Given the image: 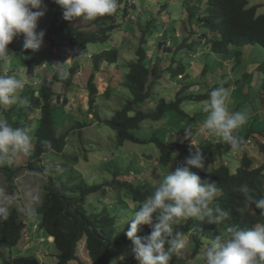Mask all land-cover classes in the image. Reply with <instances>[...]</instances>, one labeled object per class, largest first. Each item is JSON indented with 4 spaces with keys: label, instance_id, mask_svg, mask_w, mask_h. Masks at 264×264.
I'll use <instances>...</instances> for the list:
<instances>
[{
    "label": "trees",
    "instance_id": "16d2710c",
    "mask_svg": "<svg viewBox=\"0 0 264 264\" xmlns=\"http://www.w3.org/2000/svg\"><path fill=\"white\" fill-rule=\"evenodd\" d=\"M192 3V6L196 7L194 1ZM52 4H55L53 0ZM261 8V5H251L250 0H207L205 9L207 14L199 17L207 28V33L202 37L204 39L200 41L201 45L206 44L216 54H223L231 58L227 74L229 79L222 85L225 88H231L232 91H240L238 84L243 83L244 86L254 85V90L257 93L264 94V11ZM184 9V16L189 18L191 7L188 6ZM190 17L192 18L193 15ZM116 18V13L112 16L99 17L94 21L98 30L86 31L83 27L72 25V23L82 20L66 21L63 16L57 15L50 27H37L38 32H45L41 48H44L47 41L52 44L59 42L69 52L79 51L84 54L90 42L109 38L110 32L117 26ZM24 39L21 35L14 38L13 42L8 45L11 59H13L11 66L15 70L18 66L23 65V70L26 73L24 75L36 82L31 83L20 92V98L27 97L28 104H21L18 100L11 106H2L0 107V116L7 119L14 128H27L28 134L32 137L34 150L33 155L26 157L25 163L19 167L15 166L17 157L11 158L12 163L10 164V156L4 155L2 166H0V175H6L13 188H17L15 178L21 169L34 175L37 174L38 177L45 180L43 199L35 210L33 223L37 225L39 231L45 232L47 237L52 240L51 244L55 248V252L52 254L54 260L49 264H71L74 261L80 264H89L82 261L80 247L83 244L91 264H139L132 253L134 245L125 235L129 225L123 219L127 216L132 218L143 201L154 195L156 187L159 186L164 176L169 171L174 172L181 167H187L190 172L199 175L202 181L205 179L209 183L215 181L220 192L214 205H218L230 213L218 224L208 223L206 217L203 221L189 218L178 225H173L169 239L176 238L177 233L181 234L185 240V246L192 247L193 256L196 259L201 258L206 247L217 242V238L228 227L248 229L258 222H264V216L260 215L261 210L257 209L255 204L247 200L241 193L234 191V187L246 183L251 190L250 194L255 199L264 197V141L259 140L260 137L264 138V123L259 121L257 111H245L244 113L251 119L247 120V123L235 133L237 135L242 132L239 137L244 139L245 144L241 151L242 157L234 172L229 168V161L225 158L226 154L232 151L230 146L214 135L200 132L201 125L206 119V117H201L206 114L201 111L198 114V123L193 125L195 126L193 132L196 131L198 135L190 138L195 139V147L202 150L206 157L205 169H196L188 165L187 159L191 158L192 152H190L191 142L184 139L185 132L178 135L176 131L170 132L168 128L158 131L160 128L157 130L155 127L162 126L163 119L171 113H180L192 118L193 115L184 110V102L186 100L201 101L208 97L214 88L205 94L196 93L195 90L199 88L193 84L184 83V88L177 92L175 99L157 93V88L161 85L160 81L164 78L165 69L168 67L166 63L162 65L161 57L153 58L145 45L147 40L144 36L136 50L137 59L129 62L128 71L122 80V85L130 90L132 97L125 100L122 107L108 117L101 116L99 111L94 108L95 97L99 92L96 72L101 70L105 63L118 67L121 58L120 49L116 47L100 50L92 56L95 72L88 84L91 95L89 110L94 113V119L87 117L83 119L84 121L75 120L73 121L75 124L60 133L59 130L65 126L66 120L58 122L55 110L58 104L65 107L68 99L63 103H58V101L62 102V99L60 95L58 96L56 82L71 89L74 76L77 73L76 66L68 65L70 75L67 78H61L58 71L53 75L46 76L45 68H48L49 65H43L41 68L45 74L43 79L39 80L34 74L36 75L37 71L41 69H39L41 65H39L34 51L24 49ZM169 45H171V41L161 43L160 48L168 51ZM257 45L261 46L263 55L258 66L261 78L258 82L257 74L254 73L250 85L248 82L252 73L249 69L254 68L255 64L249 66L247 61ZM249 49L251 52L248 51ZM256 64L258 65V62ZM7 69L9 70L7 66L3 65L0 70L9 75ZM170 69L172 70L173 67L171 66ZM184 69V65L179 66V79L185 76ZM174 76L175 74L171 75V78ZM114 82L110 79L105 89L104 95L108 98L113 95L114 91L111 86H115ZM246 89L245 87L241 91L245 92L243 93L245 96L240 100V105L244 104V101H251L248 99L250 91L248 93L245 91ZM29 109L36 111V115H30ZM237 111L239 109L235 108V112ZM170 118L172 120L175 116ZM96 123L107 125L116 132V149H112L113 155L107 157V162L103 160L99 169H96L97 164L94 166L90 163V158L95 157L90 154V149L94 148L87 145V141H85L87 138L88 142H92L93 138H89L84 133L86 127ZM45 140L51 142V149L42 144V141ZM127 142L148 145L150 148L146 149L150 153L145 154L146 158L140 155L139 159L133 158L132 161L129 159L125 161L124 156H129L131 152L125 145ZM255 146L257 149L254 148ZM248 147L253 150H247ZM258 149L261 151L260 155L256 153ZM137 155L136 157H138ZM47 158L50 160L49 164H46ZM141 159L142 163L136 165L135 163ZM149 160L157 162L155 173H150L151 176L147 174L145 168V164L149 163ZM117 163L121 166L128 163L129 166L127 169L121 170L117 167ZM131 164L132 166H130ZM92 165L94 170H86ZM109 165L114 166L115 173L111 175V178L114 176V179L106 177L102 182L90 183L85 178L87 173L101 174L103 169L111 168ZM143 174H147V176L144 177ZM122 176L125 179H122ZM140 176L141 178H139ZM152 177H155V181L156 178L160 177L161 179L157 183H153ZM109 195L115 205L106 203L100 207L96 200L101 196ZM94 201L95 204H93ZM131 201L133 204H130ZM120 208H123V211ZM10 209L8 220L0 223V247L9 251V255L0 264H46L35 254L13 255V248L20 245L24 237L23 231L27 225L17 208L11 207ZM154 227L140 225L137 235L140 237L150 235ZM129 251L132 255L124 254ZM170 264H184V262L173 255Z\"/></svg>",
    "mask_w": 264,
    "mask_h": 264
},
{
    "label": "rangeland",
    "instance_id": "374dc122",
    "mask_svg": "<svg viewBox=\"0 0 264 264\" xmlns=\"http://www.w3.org/2000/svg\"><path fill=\"white\" fill-rule=\"evenodd\" d=\"M193 1L194 4H196V7L192 6ZM44 5L46 8H43L42 10L45 11V15L38 20V26L50 27L56 20L57 15L63 16L62 9L56 4L53 5L52 0H44ZM188 6L191 7V12L189 13V18H186V15L184 16L185 13L183 14V12L185 10L184 8ZM206 7L207 0H202L201 3L197 0H119V8L116 12L117 18L115 20L117 26L112 29L108 39L90 42L85 49L84 54L79 51L69 52L66 47L63 45L61 46V43L58 42L52 44L49 43V41H47V43L45 42L46 45L44 48L34 51L35 57L39 61V65H41L39 69L43 65H49L48 68H45L46 76L53 75L57 71V65H55L57 63H63L64 70L68 75H70L68 65H72V67L76 66L77 73L74 76V82L71 89L60 82H56V90L59 92L58 96L60 95L62 99V102L58 101V103H63V101L68 99V103L65 107L58 104L55 110L58 122L66 120L65 126L61 127L59 132L62 133L66 128L71 127V125L75 124V122H73L75 120H83L87 117L94 119V113H91L89 110L91 108V95L88 84L92 74L95 72L92 56L100 50L116 47L120 49L121 58L118 67L117 65L105 63L102 69L96 72V83L98 84L99 92L95 97L94 108L99 111L101 116L108 117L117 109L121 108L125 100L132 97L130 90L122 85V80L125 73L128 71L127 66L129 62L137 59L136 50L141 43V38L144 36L147 40L145 45L148 51L151 52L153 58L157 59V57H161L162 65L166 63L168 67L165 69V75L160 81L161 85L157 88V93L175 99L177 92L184 88V83L193 84L199 88L195 90V92L197 91L196 93L205 94L211 89L227 82L229 79L227 74L231 58L223 54H216L206 44L201 45L200 42L204 39L202 38L203 35L207 33L206 26L199 18L200 16H205L207 14L205 11ZM190 15H193V17L191 18ZM94 21L74 22L72 25L83 27L86 31H96L98 30V27ZM189 36L191 37L188 38ZM167 41H171V45H169V50L165 51L160 47L161 43ZM248 51H250V49ZM77 56H79L78 59ZM262 56V48L260 45H257L247 61L249 66L251 64L254 66L255 64L254 68L249 69L252 73L248 82L250 85L252 84L254 73L257 74V80L260 82L261 74L258 70V66L263 58ZM12 60L13 59H11V61ZM11 61L10 63L5 64L4 67L7 66L9 68V70L7 69L9 75L15 74L17 78H23L25 80V86L23 89L31 83L36 82L34 79L28 78L24 75L26 73L23 70V65H20V63L17 62L18 65H20L17 69H12L14 67L11 66ZM257 62L258 65L256 64ZM181 65H184L185 69L183 72L185 76L183 78L180 77L179 79V66ZM171 66L173 67L172 70L170 69ZM42 68L37 71L36 75L34 74L39 80H42L45 74L42 72ZM173 74H175V76L174 78H171V75ZM108 79L115 81V86H111L114 91L113 95L109 98L104 95L105 89L109 83ZM238 85L240 91H232L231 88H227L230 92L229 109L234 112L235 108H238L240 112L257 111L259 121L264 123V94L262 92L257 93V91L254 90V85L244 86L243 83H239ZM245 87L247 88L245 91L248 93L250 91L248 99H251V101H244V104L240 105V100L245 96L243 94L245 92L242 93L241 91H243ZM193 89H195V87H193ZM190 90L192 89L190 88ZM18 95L20 98V93ZM208 99L209 96L198 102L186 100L183 108L186 112L193 115L192 118L180 113H171L163 119L164 124L162 126L158 127L157 125L155 128H157V130L160 128L158 131L168 128L170 132L176 131L178 135L185 132L184 128L186 127L191 126L193 129L195 127L193 125L198 123V114L203 111L204 102ZM28 113L30 115H36V111L31 109L28 110ZM206 115L207 113L205 115L203 114L201 117H206ZM171 116H175V118L170 120ZM249 119L251 118H248L247 120ZM159 125H161L160 122ZM139 132L140 130L138 133ZM84 133L89 138H93L92 142H88L87 138L85 141H87V145L94 148L90 149V154L95 156L90 158V163L94 166L97 164L98 166L96 169H99L103 163L102 161L104 160L107 162V157L113 155L114 151H112V149H116V132L107 125L96 123L92 126L86 127ZM241 133L242 132H239L237 136H240ZM188 140L191 142L192 139L189 137ZM259 140L264 141V138L260 137ZM125 145L131 151L129 156H124L125 161L127 159L132 161L133 158L139 159L140 155L141 157L146 158L147 156H145V154L150 153V151L147 150L150 148L148 145L135 144L132 142H127ZM254 148L257 149L256 146ZM251 149V147L247 148V150ZM155 153L157 152L155 151ZM256 153L260 155L261 151L258 149V152ZM136 155L138 157H136ZM241 157V151L232 150L231 153L226 154L225 158L229 161L228 166L232 172L236 171ZM25 161L26 157L18 155L15 161V166H22ZM49 161V158H47L46 164H49ZM141 161L142 159L135 164L139 165L142 163ZM156 164L157 162L152 160H149V163L145 164L148 175L150 173H155L154 170L156 169ZM93 165L86 170H94ZM116 165L121 170L127 169L129 166L128 163L124 166H121V164L119 165L118 163ZM130 166H132V164ZM109 167L111 168L106 170L103 169L101 174L87 173L85 178L90 183L102 182L106 177H108V179H114V176L111 178L112 173H115L113 169L114 166L109 165ZM147 174H143V176L146 177ZM151 174L149 176H151ZM121 178L125 179L123 176ZM139 178H141V176ZM160 179V177L156 178L155 181V177H152L153 183H157ZM44 181L45 180L38 177L37 174L34 175L25 169H21L18 176L15 178L17 188L11 186L8 178L4 174L0 175V188H3L7 195L15 198L14 204L10 206V208L15 207L19 210L23 207H31L36 210L37 206L43 199ZM34 195L38 196V199L33 200L32 197ZM93 199H95V197H93ZM96 201L100 207H103L106 203L112 206L115 205V202L110 195L107 197L101 196L100 199ZM93 204H95V201ZM130 204H133V202L131 201ZM120 210L123 211V208H120ZM19 212L26 220L27 226L23 231L24 237L20 245L13 248V255L35 254L43 263H51L54 260L52 254L55 252V248L51 244L52 240L47 237L45 232L39 231L37 225L33 223V216L29 218L20 210ZM130 219L131 217L127 216L123 220L126 222ZM126 223L129 225L128 222ZM156 223H158V221L154 219L153 224L147 226H155ZM83 246L84 244L80 247L82 261L91 264ZM165 247L167 248L168 245L166 244ZM132 253L129 251L124 254L132 255ZM8 255L9 251L0 247V262ZM174 255L182 260L184 264H205L203 256L201 258L199 257V259H196V257L193 256L192 247L190 245H186ZM71 264L80 263L74 261Z\"/></svg>",
    "mask_w": 264,
    "mask_h": 264
},
{
    "label": "clouds",
    "instance_id": "9594fccd",
    "mask_svg": "<svg viewBox=\"0 0 264 264\" xmlns=\"http://www.w3.org/2000/svg\"><path fill=\"white\" fill-rule=\"evenodd\" d=\"M53 3L62 9L66 21H94L99 17L114 15L119 8V0H53ZM43 8H46L44 0H0V69L11 61L8 45L14 38L23 35L24 49L37 51L41 48L45 32H38L37 27L38 20L45 15ZM55 65L61 78H67L63 63ZM24 86L23 78L0 70V107L16 104L18 99L19 103L28 104L27 97L21 99L18 95ZM229 103V90L222 84L214 88L209 99L204 102L203 111L207 116L200 132L220 138L233 151H242L245 141L235 133L247 123L248 116L244 112H231ZM184 129V139L198 135L191 126ZM42 144L48 149L52 148L50 141H42ZM195 144L193 138L190 144L192 155L187 159V164L196 169H205L206 157ZM33 150L34 144L28 129L14 128L0 116V166L4 155L10 156L11 164V158L18 155L31 157ZM234 191L252 201L261 210L260 215L264 216V197L255 199L246 183L234 187ZM219 192L215 181H202L199 175L190 172L187 167L169 171L156 187L154 195L145 199L139 210L126 221L129 227L125 235L134 245L132 251L139 264H170L173 255L185 247L181 234L177 233L176 238L169 239L173 225L189 218L203 221L206 217L208 223L218 224L228 217L230 213L227 210L214 205ZM32 199L36 200L38 196L34 195ZM14 201L13 196L0 188V223L8 220ZM19 210L29 218L35 215V209L31 207ZM154 217L158 223L151 234L138 236V227L152 225ZM203 258L205 264H264V222H258L248 229L228 227L217 238V242L206 247Z\"/></svg>",
    "mask_w": 264,
    "mask_h": 264
},
{
    "label": "crops",
    "instance_id": "0c3cea01",
    "mask_svg": "<svg viewBox=\"0 0 264 264\" xmlns=\"http://www.w3.org/2000/svg\"><path fill=\"white\" fill-rule=\"evenodd\" d=\"M197 1L201 3L202 0H197ZM250 3L251 5H261L262 6L261 10L264 11V0H250Z\"/></svg>",
    "mask_w": 264,
    "mask_h": 264
}]
</instances>
